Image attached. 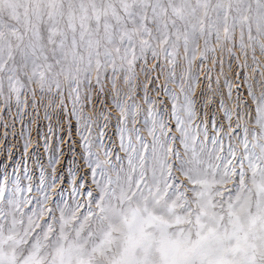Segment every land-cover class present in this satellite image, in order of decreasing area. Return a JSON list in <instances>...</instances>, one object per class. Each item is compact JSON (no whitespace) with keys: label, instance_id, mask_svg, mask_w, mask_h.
<instances>
[{"label":"snow or ice","instance_id":"6c2138e0","mask_svg":"<svg viewBox=\"0 0 264 264\" xmlns=\"http://www.w3.org/2000/svg\"><path fill=\"white\" fill-rule=\"evenodd\" d=\"M0 264H264V0H0Z\"/></svg>","mask_w":264,"mask_h":264}]
</instances>
